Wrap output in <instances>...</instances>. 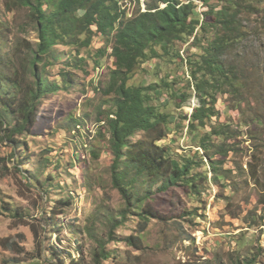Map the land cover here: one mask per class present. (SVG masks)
<instances>
[{"label":"rangeland","instance_id":"1","mask_svg":"<svg viewBox=\"0 0 264 264\" xmlns=\"http://www.w3.org/2000/svg\"><path fill=\"white\" fill-rule=\"evenodd\" d=\"M125 2L128 14L136 11L134 0ZM193 2L198 5L196 11L206 9L202 1ZM221 4L223 0L218 1V8ZM140 6L144 10L145 0H140ZM250 6L238 16L244 36L222 58L243 69L242 112L225 111L228 94H217L216 105L221 120L232 118L240 138L246 139L230 153L238 164L226 172L227 178L213 181L204 157L197 171L205 169L209 181L198 195L181 186L159 192V182L154 183L147 204L164 219L151 218L142 230L136 213L126 209L110 184L111 157L104 122L112 108L111 94L105 93L109 67L113 66L111 39L92 38L89 53L100 48L102 54L95 59L85 50L78 53L72 45L54 46L55 63L46 70L52 78L65 62L79 64L69 67L77 76L73 91L48 96L30 131L19 139H4L0 127V264H97L92 254L98 239L112 251L101 264H237L239 259L264 264V0H253ZM25 16V8L7 11L0 0V52L8 60L1 68L13 79L4 91L15 104L31 81L25 53L37 41L33 25L24 22ZM192 39L184 45L187 54L199 52ZM154 61L139 63L130 82H152L154 76L144 73L158 69L160 63ZM162 68L170 73L173 64ZM158 96L154 103L160 102L162 110L179 112L178 116L189 114L195 104L190 99L177 107L163 89ZM15 111H10L11 123L17 120ZM255 114L262 124L254 120ZM185 124L179 128L171 123L162 140L178 154H188L195 147ZM245 144L252 149L245 150ZM121 211L125 218L115 227L107 217L118 218ZM52 221L60 231L50 225ZM131 235L137 236L139 248L126 242Z\"/></svg>","mask_w":264,"mask_h":264},{"label":"trees","instance_id":"2","mask_svg":"<svg viewBox=\"0 0 264 264\" xmlns=\"http://www.w3.org/2000/svg\"><path fill=\"white\" fill-rule=\"evenodd\" d=\"M2 1L7 11L26 9L24 22L27 26L33 25L37 38L34 47L25 53L24 60L31 81L16 104L8 101L9 96L4 91L5 85L13 79L2 71L1 67L8 60L0 52V127L4 139L10 141L14 136L19 139L30 131L40 105L48 96L59 91H73L77 76L69 67L79 64L65 62L58 68L57 77L52 78L46 70L55 63V45H72L78 53L85 50L94 58L102 54L100 48L89 53L92 38L110 37L113 66L109 67L105 93L111 94L112 108L104 122L111 157L110 184L123 198L126 209L136 213L141 230L151 218L164 219L147 204L154 194L151 190L154 183L159 182L156 187L159 192L171 186H181L189 194L198 195L204 182L209 181L205 169L197 171L202 168L204 157L211 172L210 180L227 178L226 172L234 170L233 165L238 163L234 164L230 153H235L239 143L246 139L240 138V130H236L232 118L221 120L216 107L217 94L229 95L225 98V111L242 112L239 109L245 97L243 69L222 58L244 36L246 31L239 28L238 16L251 7L253 0H223L224 4L219 8V0H200L202 6H206L200 11H196L198 5L193 0L187 3L145 0L144 10L140 0H134L137 7L131 14L127 12L125 0ZM203 16L211 18L210 21L204 20ZM210 32L213 37L209 38ZM191 37L199 52L187 54L184 45ZM153 59L160 63L158 69L144 74L153 75L154 80L145 85L130 82L139 63ZM167 63L173 64L168 70L172 73L164 72L162 65ZM185 74L188 76L186 80L183 78ZM162 89L168 95V101L177 107L190 99L195 100L192 111L178 116L179 112L160 109V102L155 104L153 100L159 97ZM11 110H16L14 123L9 120ZM253 117L262 124L258 114ZM182 122H186L188 136L195 146L188 154H178L167 142H162L171 130L170 124L180 128ZM246 124L244 122L243 126ZM245 147V150L252 149L247 144ZM125 214L121 211L118 218L108 216L107 219L117 227ZM50 225L60 231L55 221ZM136 239L137 236L133 235L125 238L128 244L139 248ZM111 255L112 251L98 239L92 254L94 261L101 264ZM236 263L253 264L255 260L239 259Z\"/></svg>","mask_w":264,"mask_h":264}]
</instances>
